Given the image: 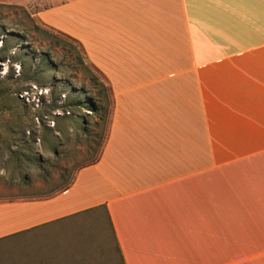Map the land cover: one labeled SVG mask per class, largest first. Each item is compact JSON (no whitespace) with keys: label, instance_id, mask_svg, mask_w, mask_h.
I'll return each instance as SVG.
<instances>
[{"label":"crops","instance_id":"1","mask_svg":"<svg viewBox=\"0 0 264 264\" xmlns=\"http://www.w3.org/2000/svg\"><path fill=\"white\" fill-rule=\"evenodd\" d=\"M38 17L88 54L109 126L67 189L0 202L12 264H264V0H63Z\"/></svg>","mask_w":264,"mask_h":264},{"label":"rangeland","instance_id":"2","mask_svg":"<svg viewBox=\"0 0 264 264\" xmlns=\"http://www.w3.org/2000/svg\"><path fill=\"white\" fill-rule=\"evenodd\" d=\"M62 1L0 0V202L58 193L107 139V86L80 43L38 17ZM61 233L42 228L24 244Z\"/></svg>","mask_w":264,"mask_h":264},{"label":"trees","instance_id":"3","mask_svg":"<svg viewBox=\"0 0 264 264\" xmlns=\"http://www.w3.org/2000/svg\"><path fill=\"white\" fill-rule=\"evenodd\" d=\"M67 35V34H66ZM69 36V35H68ZM71 37V36H70ZM73 38V37H72ZM75 39V38H74ZM76 40V39H75ZM77 41V40H76ZM81 45V44H80ZM82 46V45H81ZM49 68H52V67H50V66H48ZM54 69H56V67L54 68ZM87 105L89 106V107H92V108H96V106L94 105V103H92V102H89V103H87ZM103 150V149H102ZM101 153H102V151H101ZM101 153H100V155H101ZM100 155H99V157H100ZM99 157L96 159V160H94V161H92V162H90V163H88V164H91V163H93V162H95V161H97L98 159H99ZM88 164H86V165H88ZM86 165H83L82 167H84V166H86ZM82 167H80V168H82ZM75 179V178H74ZM74 181V180H73ZM73 181L72 182H70V183H68L66 186H64L63 188H62V190L61 191H63V190H65V189H67L72 183H73ZM61 191H59V192H61ZM56 194V193H55ZM55 194H53V195H55ZM53 195H50V196H53ZM47 197H49V196H47Z\"/></svg>","mask_w":264,"mask_h":264}]
</instances>
